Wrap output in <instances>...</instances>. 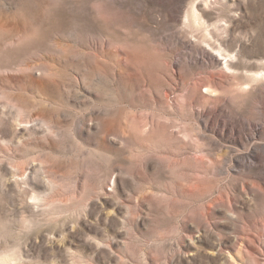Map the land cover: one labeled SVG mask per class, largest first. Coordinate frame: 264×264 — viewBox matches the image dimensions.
Segmentation results:
<instances>
[{
	"label": "rangeland",
	"instance_id": "374dc122",
	"mask_svg": "<svg viewBox=\"0 0 264 264\" xmlns=\"http://www.w3.org/2000/svg\"><path fill=\"white\" fill-rule=\"evenodd\" d=\"M264 264V0H0V264Z\"/></svg>",
	"mask_w": 264,
	"mask_h": 264
},
{
	"label": "bare ground",
	"instance_id": "6f19581e",
	"mask_svg": "<svg viewBox=\"0 0 264 264\" xmlns=\"http://www.w3.org/2000/svg\"><path fill=\"white\" fill-rule=\"evenodd\" d=\"M232 264V263H231Z\"/></svg>",
	"mask_w": 264,
	"mask_h": 264
}]
</instances>
